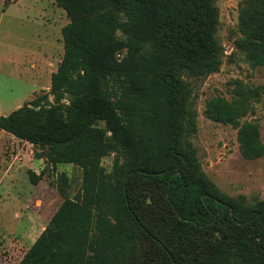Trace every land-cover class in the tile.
<instances>
[{
	"label": "trees",
	"instance_id": "16d2710c",
	"mask_svg": "<svg viewBox=\"0 0 264 264\" xmlns=\"http://www.w3.org/2000/svg\"><path fill=\"white\" fill-rule=\"evenodd\" d=\"M48 1L69 19L63 58L50 91L0 116V130L52 169L79 168L82 184L72 197L59 176L62 203L19 264H264V200L222 193L189 141L190 80L220 66L215 0ZM238 30L237 48L264 67V0L243 2ZM237 94L209 100L205 116L261 159L259 123L241 122L258 90ZM44 175L28 172L32 185Z\"/></svg>",
	"mask_w": 264,
	"mask_h": 264
},
{
	"label": "rangeland",
	"instance_id": "374dc122",
	"mask_svg": "<svg viewBox=\"0 0 264 264\" xmlns=\"http://www.w3.org/2000/svg\"><path fill=\"white\" fill-rule=\"evenodd\" d=\"M0 0V116H7L42 93H48L51 77L63 54L62 28L69 23L65 10L48 0H16L8 8ZM245 0H215L219 13L217 40L221 46L218 72L190 80L192 107L197 132L189 138L203 171L220 191L244 197L247 205L264 200V156L245 160L239 152L237 130L205 116L206 103L215 97L238 98L237 89L258 90L248 100L249 113L241 122L260 125L264 144V67L253 68L237 48L239 16ZM4 7V8H3ZM37 59L30 61L33 52ZM21 54V55H20ZM44 55V56H42ZM239 93V92H238ZM240 95V93H239ZM52 100V97H50ZM42 151L0 130V263L19 264L62 203L57 191L59 176L69 179V194L81 188V170L72 165L52 169L38 159ZM115 158L103 160L110 169ZM45 171L38 185L30 183L28 172Z\"/></svg>",
	"mask_w": 264,
	"mask_h": 264
},
{
	"label": "crops",
	"instance_id": "0c3cea01",
	"mask_svg": "<svg viewBox=\"0 0 264 264\" xmlns=\"http://www.w3.org/2000/svg\"><path fill=\"white\" fill-rule=\"evenodd\" d=\"M16 0H10V1H7V5L9 4V6H8V8L6 9V7L4 8V12H3V14L6 12V10H8L9 8L11 9L14 5H16ZM9 11V10H8ZM68 24V23H67ZM66 24V25H67ZM65 25V26H66ZM63 29V28H62ZM21 55V54H20ZM37 56H38V53H36L35 51L33 52V54L30 56V61H33V62H36V60H41V61H44L42 58H39V59H37ZM42 56H44V55H42ZM55 72H56V70H55ZM52 75H50V77H51Z\"/></svg>",
	"mask_w": 264,
	"mask_h": 264
},
{
	"label": "water",
	"instance_id": "95a60500",
	"mask_svg": "<svg viewBox=\"0 0 264 264\" xmlns=\"http://www.w3.org/2000/svg\"><path fill=\"white\" fill-rule=\"evenodd\" d=\"M154 175H156V174H154Z\"/></svg>",
	"mask_w": 264,
	"mask_h": 264
}]
</instances>
